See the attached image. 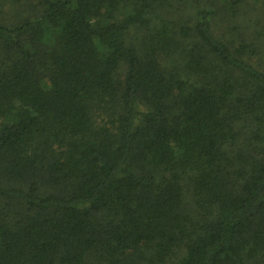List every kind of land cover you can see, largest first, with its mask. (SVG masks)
I'll list each match as a JSON object with an SVG mask.
<instances>
[{"label":"trees","instance_id":"obj_1","mask_svg":"<svg viewBox=\"0 0 264 264\" xmlns=\"http://www.w3.org/2000/svg\"><path fill=\"white\" fill-rule=\"evenodd\" d=\"M0 264H264V0H0Z\"/></svg>","mask_w":264,"mask_h":264},{"label":"rangeland","instance_id":"obj_2","mask_svg":"<svg viewBox=\"0 0 264 264\" xmlns=\"http://www.w3.org/2000/svg\"><path fill=\"white\" fill-rule=\"evenodd\" d=\"M262 60V59H261Z\"/></svg>","mask_w":264,"mask_h":264}]
</instances>
